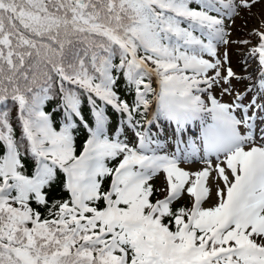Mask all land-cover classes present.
<instances>
[{"label":"trees","instance_id":"trees-1","mask_svg":"<svg viewBox=\"0 0 264 264\" xmlns=\"http://www.w3.org/2000/svg\"><path fill=\"white\" fill-rule=\"evenodd\" d=\"M192 2V6L197 5ZM165 11L159 0H0V264H120L123 258L125 264L133 263L136 254L130 241H122L121 250L105 248L106 236L102 243L94 239L101 234L105 184L117 162L130 153L128 145L108 149L102 158L100 163L105 168L97 171L82 213L86 220L96 214L97 221L84 231L72 222L78 214L67 208L73 203L67 178L59 167L45 163L40 194L32 180H37L35 175L43 164L38 156V150L43 151L40 142H58L57 148L46 153L63 164L83 153L85 138L94 128L87 90L98 111L100 102L93 94L97 90L116 92L119 103L133 111L134 127L141 128L152 91L147 90L140 98L136 94L152 82L148 71L145 78L141 71L137 81H132L135 57L158 68L162 59L142 51L132 37L131 53H123L121 36L127 30L139 35L126 24L133 16H141L143 40L151 48L164 45L160 20L165 21L168 31L201 37L194 23ZM244 27H237L239 37L229 41L237 67H242V62L236 44L243 48L249 37ZM62 92L70 95L89 129L76 117L67 122ZM105 112L104 140L133 133L126 122L123 132L117 129V113L110 106L105 105ZM37 114L46 117L48 127L35 122ZM64 132L68 141L60 138ZM12 174L19 178L10 189L6 177ZM162 194L157 177L139 183L117 213L104 217V227L112 218L143 215ZM165 205L157 224L165 233H179L190 200L181 198ZM119 224L123 225V220ZM200 237V232L194 236L190 231L189 239L198 241Z\"/></svg>","mask_w":264,"mask_h":264},{"label":"rangeland","instance_id":"rangeland-1","mask_svg":"<svg viewBox=\"0 0 264 264\" xmlns=\"http://www.w3.org/2000/svg\"><path fill=\"white\" fill-rule=\"evenodd\" d=\"M226 3L228 6L225 9V23L228 24L231 20L232 24L243 21V8L241 9V6L236 4L234 0L224 2V4ZM257 4L259 7L251 10L249 13V29L254 32L264 29V0H258ZM248 51L249 45L243 55L245 56L246 54V57L251 60L249 62L248 72L254 73L257 62L250 58ZM214 72L215 75L221 79V82L226 84V91L222 95V108L227 112L225 114L233 118V122L235 123V125L230 128L228 127V130L237 140L234 146L236 147L239 145L238 142L240 141L243 142V146L240 148L238 147L236 150L220 153L218 148L223 146L210 149L205 148L203 150L201 149L202 146L200 143H193L187 150L188 153L186 155H181L180 163L175 167L168 166V168L166 166L167 169L164 170V173L167 172V170L171 171V175L174 177V183L176 182L173 184L174 190L180 191V196H190L195 201L197 210L203 213V220L207 214L218 212L220 214V216L218 214L220 222L216 227L223 228L222 218L224 206L227 202L229 191H231V184L236 179L234 173L237 171L239 175H242V173H245L247 165L251 166L249 154L253 149L259 146L264 151V101L259 102L257 108L255 107L254 111H250V113L248 109H236L239 107L237 102L239 98H237V94L235 95L229 88L234 78L239 74L238 70L233 66L220 65L217 66ZM253 123L256 125L254 133L251 131V124ZM213 139L220 140L217 136H214ZM187 143L185 139V144ZM237 162L242 164L241 169H239ZM201 176L205 177L204 186L197 194L196 187ZM160 181L165 191H172L171 187L168 185L169 177L166 179L165 174L160 173ZM237 187L238 185L236 186V190ZM207 218L210 220L212 217L208 215ZM258 219H264V209ZM239 228L240 227H238V229ZM241 229H243V225H241Z\"/></svg>","mask_w":264,"mask_h":264}]
</instances>
